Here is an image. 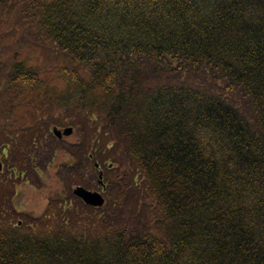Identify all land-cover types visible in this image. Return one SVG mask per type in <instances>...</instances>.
Wrapping results in <instances>:
<instances>
[{
  "label": "trees",
  "instance_id": "1",
  "mask_svg": "<svg viewBox=\"0 0 264 264\" xmlns=\"http://www.w3.org/2000/svg\"><path fill=\"white\" fill-rule=\"evenodd\" d=\"M51 125L104 206L12 207ZM0 158V264H264V0H0Z\"/></svg>",
  "mask_w": 264,
  "mask_h": 264
},
{
  "label": "rangeland",
  "instance_id": "2",
  "mask_svg": "<svg viewBox=\"0 0 264 264\" xmlns=\"http://www.w3.org/2000/svg\"><path fill=\"white\" fill-rule=\"evenodd\" d=\"M17 37L19 36H16V39ZM23 51L24 54L32 57L34 65L43 67L50 62L49 58L51 56H49L50 53L46 50L38 49L37 51H30V48H24ZM54 126L55 125H51L50 127L44 126L43 130L38 132L39 145L37 147L33 146V144L31 146L30 143L28 145L26 142H21L20 147L22 148H19V153H21L22 150L26 155L29 152H32L33 154L35 153L34 155L37 156L36 163L39 161V157L40 159L44 157V161H47V163L45 165H40V167L31 168L30 170L32 172L25 174L23 178L20 173L18 174L17 172V178H19L20 181L16 182V195L13 196L12 207H14L18 213L32 212L35 215H40L45 211L49 203V197L57 191H62L65 188V184H67V186H71L72 190L79 184L86 186V184H83L81 181L73 183L68 175H63V165L68 163L71 157L69 156L70 154L67 150L55 148L56 136H54L52 132ZM59 128L64 129L65 127ZM65 139L67 142H74L77 138L73 134L65 137ZM19 158L24 159L23 155H19ZM0 161L4 164L2 158H0ZM4 169L5 167L3 170ZM87 169L84 172L87 174L86 178H88V175H92L96 182H98L100 169L92 171V166H90L88 169L90 173H87ZM103 169L106 170V168ZM118 171L117 165H115L109 173L104 175L103 180L105 183L107 184L109 180L116 178ZM86 187L91 190H103L102 186L98 183L96 186L93 184L92 187ZM7 196L8 197L5 200L6 209L3 212L4 218L6 219L11 217L13 222H16L23 217L16 216L12 207L9 205V200L11 198L10 194H7ZM0 211L2 210L0 209ZM26 222L29 221L26 219Z\"/></svg>",
  "mask_w": 264,
  "mask_h": 264
},
{
  "label": "water",
  "instance_id": "3",
  "mask_svg": "<svg viewBox=\"0 0 264 264\" xmlns=\"http://www.w3.org/2000/svg\"><path fill=\"white\" fill-rule=\"evenodd\" d=\"M73 132V128H66L63 131L54 129V133L61 138L63 135H70ZM102 177V174L100 175ZM74 193L82 198L87 204L92 206H102L104 204L105 198L98 191H90L85 187L79 186L74 190Z\"/></svg>",
  "mask_w": 264,
  "mask_h": 264
}]
</instances>
